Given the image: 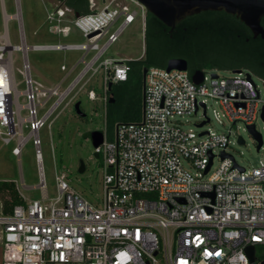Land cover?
<instances>
[{
	"label": "built area",
	"instance_id": "1",
	"mask_svg": "<svg viewBox=\"0 0 264 264\" xmlns=\"http://www.w3.org/2000/svg\"><path fill=\"white\" fill-rule=\"evenodd\" d=\"M115 1L100 7H93L92 1L91 12L75 16L53 0L50 7L44 6L46 31L68 36L75 30L86 42L27 45L19 0H15L13 15L5 13L0 0L4 21L0 34V141L9 144L17 139L11 153L19 163L20 149L28 138L40 163L38 129L90 71L101 72L104 106L109 98L108 82L126 79L127 59L100 58L135 19L137 12L129 5L142 9L143 27L146 10L137 0H123L122 5ZM10 17L18 21L19 45L9 41L6 22ZM118 19L119 27L99 44ZM92 32L97 33L88 37ZM30 49L80 50L83 54L69 67L61 64L63 76L38 90L32 87L29 74L26 52ZM14 50L22 53L23 90L15 86ZM79 64L81 68L74 73ZM237 69L229 70L232 75L228 77L201 70L202 81L195 84L188 71L148 67L141 118L116 124L113 138L102 131V141L93 146L102 166L101 204L94 205L73 190L64 174H55V194L49 196L39 166L35 187L40 198H27L17 189L22 202L11 213L0 214V264H250L245 251L249 244L254 245L255 264H264V254L255 255L256 246L264 251V162L260 159L256 166L246 168L227 151L230 142L239 144L241 137L233 126L242 124L247 129L253 125L255 129L258 120L264 126V83L260 79L261 90L252 72ZM34 93L43 97L37 104ZM20 95L25 96L24 103L18 102ZM87 95L96 96L93 90ZM49 100V107L38 117L35 107ZM209 104L214 118L228 123L227 133L206 127ZM21 109L26 110L25 116ZM199 110L202 117L194 127H183L179 118ZM23 127L28 128L27 135H23ZM261 148L262 143L257 151ZM221 152L231 157H221ZM214 158L218 159L215 167ZM21 187L34 188L24 184L22 176Z\"/></svg>",
	"mask_w": 264,
	"mask_h": 264
},
{
	"label": "rangeland",
	"instance_id": "2",
	"mask_svg": "<svg viewBox=\"0 0 264 264\" xmlns=\"http://www.w3.org/2000/svg\"><path fill=\"white\" fill-rule=\"evenodd\" d=\"M53 0H19L22 25L24 31V40L27 45L45 44L49 42H86L85 38L77 31L73 30L68 36L56 35L46 31L44 6L50 7ZM93 7H100L108 0H92ZM4 10L7 15H13L16 12L15 0H3ZM115 4H125L123 0H116ZM129 9L137 12L135 19L126 25L118 34L116 39L109 44L101 60L104 58H123L137 59L143 55L144 35L142 9L138 5H129ZM121 24V19L113 23L106 33L99 40L103 44L107 35L117 29ZM9 41L12 45L21 43L19 35L18 21L10 17L6 22ZM4 30L3 15L0 6V34ZM83 54L80 50H27L26 57L29 64V74L34 89H42L50 86L53 82L59 80L64 71L59 69L61 64L69 67L75 63ZM90 53L86 59L91 55ZM12 65L14 69L15 86L18 90L25 88L24 77L22 75L23 63L22 53L19 50L12 52ZM82 64H79L74 73H76ZM202 70L208 73L215 70L218 75L228 77L232 73L229 69H219L212 67L210 62H205ZM73 73V74H74ZM72 74V75H73ZM253 81L258 88L263 90L262 81L253 74ZM101 72L91 74V71L84 79L76 85L71 93L58 106L55 112L38 129L37 134L40 146V163L37 161L34 153V144L31 138H28L20 149V163L17 157L11 153V149L16 146L17 139L13 138L9 144H3L0 141V180L11 181L16 189L27 198L39 199L40 192L37 187L39 183V166H41L45 185L49 196L55 194V174H64L69 186L78 192L82 197L94 205L101 204L102 199V166L99 158L93 156V145L88 138V132L92 130H101L108 138H113L114 127L106 129L105 106L101 100ZM88 90H93L96 94L91 99L87 95ZM40 93H34V102L37 104L42 100ZM70 100V101H69ZM79 101L80 107L85 116L80 117L73 110V103ZM19 103L25 102V96L18 97ZM51 100L42 106H36L37 116H41L49 107ZM20 114L26 115V110L21 109ZM207 116L210 122L206 127L212 130L227 133L228 123L219 122L212 113V106L209 104ZM202 117L199 110L197 114L185 115L180 117L183 127H194V124ZM205 127V128H206ZM200 129H196L199 131ZM233 130L239 134L244 143L230 142L227 151L234 157L236 163L249 168L256 166L261 159L264 162V126L260 120L255 124V130L260 133L262 148L256 150V140L253 135L242 124ZM23 135H27L28 128L23 127ZM235 141L234 137L230 138ZM79 159L84 161V171L79 172ZM218 164V159L214 158L213 167ZM21 176L24 184L34 186L31 189L21 187ZM262 248H255L257 257L263 256Z\"/></svg>",
	"mask_w": 264,
	"mask_h": 264
},
{
	"label": "trees",
	"instance_id": "3",
	"mask_svg": "<svg viewBox=\"0 0 264 264\" xmlns=\"http://www.w3.org/2000/svg\"><path fill=\"white\" fill-rule=\"evenodd\" d=\"M55 1L72 13L85 14L93 10L91 0ZM260 25L264 27V16ZM143 35V55L127 59L126 79L111 82L107 89L113 99L105 105L107 130L118 123L141 118L142 69L151 66L165 68L171 57L184 58L189 75L195 69L202 70L205 62H210L212 67L219 69H247L264 83V38L253 37L243 22L224 11L208 10L188 15L171 31L146 11ZM21 202L15 184L0 180V214L11 213L12 207Z\"/></svg>",
	"mask_w": 264,
	"mask_h": 264
},
{
	"label": "water",
	"instance_id": "4",
	"mask_svg": "<svg viewBox=\"0 0 264 264\" xmlns=\"http://www.w3.org/2000/svg\"><path fill=\"white\" fill-rule=\"evenodd\" d=\"M145 10L155 16L159 21H161L165 26L169 27L171 31L174 26L188 15H192L201 11H224L225 13L234 15L245 26L248 27L253 37L260 36L264 38V27L260 25V19L264 16V0H137ZM75 16H78L79 13L75 12ZM97 32H92L88 35L91 37ZM179 69L188 71L187 63L184 58L181 57H171L167 59L165 64V69ZM147 67L142 69V103H143V91H144V78ZM239 69H232L233 72H238ZM213 77H216V74H212ZM191 80L195 84H199L202 81V71L201 69H195L192 71ZM111 86V82H108L107 87ZM108 102H113L111 96L108 98ZM73 110L75 114L80 117H84L85 113L80 107V102L76 101L73 103ZM205 121L201 122L199 125L203 124ZM247 130L253 135L256 140V150L259 149L262 140L261 135L258 133L253 125H249ZM10 131L13 132L12 123H10ZM103 137V132L100 130H92L88 132V138L93 146H97ZM239 143H243L241 137L238 138ZM93 156L98 158V154L93 152ZM228 156L229 154L221 152V157ZM211 158V155H210ZM210 161L206 166L204 172L209 168ZM235 165V164H234ZM236 166V165H235ZM240 171L243 170L242 167H238ZM78 171H84V163L82 160L79 161ZM245 251L249 258L250 264H255L254 256V245L249 244ZM260 264H263L261 262Z\"/></svg>",
	"mask_w": 264,
	"mask_h": 264
},
{
	"label": "flooded vegetation",
	"instance_id": "5",
	"mask_svg": "<svg viewBox=\"0 0 264 264\" xmlns=\"http://www.w3.org/2000/svg\"><path fill=\"white\" fill-rule=\"evenodd\" d=\"M256 37H257V36H256ZM186 63H187V62H186ZM187 67H188V64H187ZM96 130H98V129H96ZM99 131H100V130H99ZM89 140H90V139H89ZM80 160H82V159H79V161H80ZM82 161H83V160H82ZM83 163H84V161H83Z\"/></svg>",
	"mask_w": 264,
	"mask_h": 264
}]
</instances>
